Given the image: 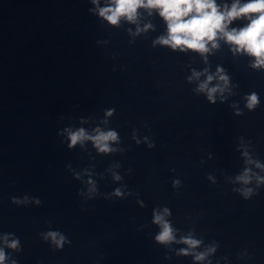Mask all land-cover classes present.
<instances>
[{"label": "water", "instance_id": "obj_1", "mask_svg": "<svg viewBox=\"0 0 264 264\" xmlns=\"http://www.w3.org/2000/svg\"><path fill=\"white\" fill-rule=\"evenodd\" d=\"M94 7L90 0H0V246L6 233L21 244L5 248L9 264H208L178 254L184 244L155 241L152 210L164 206L177 239L191 231L203 240L197 251L218 243L212 264H264V185L248 200L233 191L245 167L264 176L242 155L246 149L264 163V70L223 40L205 54L207 63L191 50L154 47L166 33L157 13L140 9V27L154 29L133 36L135 24L110 26L89 12ZM218 66L231 94L212 104L187 77ZM252 91L261 103L249 111L243 97ZM97 127L117 130L121 141L112 147L128 150L104 154L91 141L67 147L66 128ZM89 180L98 190L92 197ZM116 188L126 195H113ZM48 231L71 243L56 248L41 235Z\"/></svg>", "mask_w": 264, "mask_h": 264}, {"label": "clouds", "instance_id": "obj_2", "mask_svg": "<svg viewBox=\"0 0 264 264\" xmlns=\"http://www.w3.org/2000/svg\"><path fill=\"white\" fill-rule=\"evenodd\" d=\"M90 3L95 7L90 8L89 12L110 26L119 27L122 20L135 24V32H132L131 28L128 29V32L133 36L146 32L148 29H154V25L151 23L144 24L143 28L140 27L142 15L140 9L145 10L148 16L157 13L166 24V33L157 36L152 41L154 47L156 45L167 46L172 51L178 50L181 53H187L188 50H191L193 53L200 54L204 62L207 63L208 58L205 54L210 53L212 49H218L219 41L223 40L231 46L234 54H246L253 58L250 66L254 70H264V0H244V2L232 0L230 4H221L217 0H104L103 6H101V0H90ZM238 19L246 20L247 23L238 28L230 27L233 21ZM201 76L205 78L200 80ZM187 80L189 83L198 81L197 87L193 91L197 94H205L208 102L212 104L217 102V94H219L221 102L227 99V96L224 95L225 92L231 94L230 77L219 66L214 73L210 72L208 67L201 71L193 68ZM214 80L216 81L215 84L212 83ZM243 98L246 101L245 107L249 111H254L260 106V96L256 91L245 94ZM114 112L115 108L106 110L105 117L112 116ZM236 114L242 115L243 112L238 110ZM64 131L67 133V147L69 149L74 148L77 144L83 146L85 141H91L96 150L104 154L128 150L112 147L113 142L119 144L121 141V136L117 130L104 131L97 127L93 129L92 133L84 128L76 130L66 128ZM137 133L138 129L133 128L131 140L140 145L141 140L137 137ZM144 142L150 149L155 147V141H149L147 136L144 137ZM242 155L245 157L246 165H255L257 169L264 172V163L252 159L246 149ZM128 171L131 173L132 169L129 168ZM171 171H175V169H171ZM76 178L79 179V173L76 174ZM113 179L119 181L122 177L114 172ZM253 179H255L256 188L249 186ZM233 182L240 184V187L234 188L233 191L238 192L245 200H248L257 194V189L261 185H264V176L253 172L251 167H245L239 175L235 176ZM180 183L179 179H174L172 181L173 188L178 187ZM88 185V196L92 197L97 194L95 181L89 180ZM80 194L83 195L84 193L80 192ZM131 194V192L127 193V195ZM113 195L123 198L126 193L122 188H116ZM27 200V197L23 201L13 197L15 203H26ZM138 202L141 203V206H145L142 201ZM36 203H40L38 198ZM171 215V210L167 206L162 209L160 207L153 208L152 223L159 227L155 241L164 246L172 243L184 244L187 247L179 249L178 254H191L197 262L207 260L208 264H212L208 258L216 253L219 247L218 243L213 241L203 251H197L203 240L196 238L191 231L177 239L176 233L179 229L174 228L168 219ZM12 235V233H6L3 236V246H0V264H9L5 248L21 250L18 237L9 239ZM41 235L43 239L50 240L58 249H62L66 243H71L59 231H48L41 233ZM10 264H18V262L11 260Z\"/></svg>", "mask_w": 264, "mask_h": 264}]
</instances>
